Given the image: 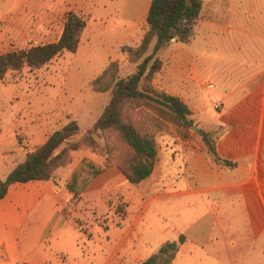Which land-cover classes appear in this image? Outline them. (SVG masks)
<instances>
[{"label":"crops","instance_id":"1","mask_svg":"<svg viewBox=\"0 0 264 264\" xmlns=\"http://www.w3.org/2000/svg\"><path fill=\"white\" fill-rule=\"evenodd\" d=\"M201 2L187 80L196 60L211 53L218 86L207 88L218 89L213 103L220 107L207 129L173 138L161 152L156 146L152 172L137 184L111 159L105 166V156L79 150L49 180L9 185L0 199V264H139L179 236L185 240L171 264H264V0ZM149 3L137 9L133 0H0V40L42 42L67 12L77 13L86 25L64 83L85 88L110 63L127 61L122 48L139 43ZM65 86L57 95L0 86V181L52 132L90 115L83 93L70 95ZM160 90L187 106L192 99L200 113L197 87ZM175 158L186 176L162 170ZM82 159L102 171L69 208L66 184ZM116 201L123 216L112 210Z\"/></svg>","mask_w":264,"mask_h":264},{"label":"trees","instance_id":"2","mask_svg":"<svg viewBox=\"0 0 264 264\" xmlns=\"http://www.w3.org/2000/svg\"><path fill=\"white\" fill-rule=\"evenodd\" d=\"M201 6V0H150L145 18L146 28L139 44L123 48L127 61L135 65V71L120 78L118 64L112 62L92 80V91L110 94L109 101L92 126L85 130L81 140L74 141L80 128L75 120H70L62 128L52 132L41 146L28 151L25 159L0 181V199L5 196L11 184L49 180L56 169L70 161L71 152L77 151L83 144H95V131L113 130L130 150L128 166L126 169L121 168L129 183L137 184L148 178L156 160L155 142L126 121L123 112L129 104L157 105V110L175 125L183 128L191 125L187 106L177 97L156 92L150 81L162 65L156 56L158 51L171 39L179 42L188 39L194 22L199 17ZM85 25L82 16L69 11L55 42L0 53V80L7 72H20L23 68L37 70L65 52L74 53ZM207 136L205 134L202 141L208 151L214 153V145ZM101 171V166L83 159L70 173L66 188L79 194ZM184 240V236H179L176 241L164 242L156 252L139 264H171Z\"/></svg>","mask_w":264,"mask_h":264},{"label":"rangeland","instance_id":"3","mask_svg":"<svg viewBox=\"0 0 264 264\" xmlns=\"http://www.w3.org/2000/svg\"><path fill=\"white\" fill-rule=\"evenodd\" d=\"M144 1L145 0H133L134 5L137 9ZM63 22L64 19H60L59 23L54 26V28H51V31L53 33H51L52 37L50 39L47 38V40L45 39L42 42L32 43L27 40H21L20 42H16L13 40H0V53L54 42L58 39L61 33ZM145 28L146 25L142 26L141 28V38L143 36ZM190 36L191 32L185 42H179L175 39H171L158 51L156 56L161 61L162 65L160 70L154 74L153 78L150 81V85L156 92H163L160 90V86L172 87L178 85L197 87L198 98L200 101V113H195L194 110L197 109V106L195 104V101H192V99L189 101L190 105L188 106L190 107H188L187 104L184 103L190 111V115L188 116V118L191 120V125L187 128L175 125L174 123L167 120L166 116L163 113H160L157 110V105L148 106L142 103L129 104L125 107L123 112L124 119L136 126L142 134L151 137L154 140L155 145L160 148V152L163 149V144H166L167 141L172 142L173 138L176 139L177 137H180L181 139H190L193 136L191 133H193L194 131L206 130V122H208L218 114V111L213 109V100L216 97L218 89L207 88L208 84H211L212 86H218L217 81H215L214 75L210 73L209 69L211 66H213V62L215 61L213 60L211 53H208L206 55V58L204 59L196 60V64L193 68L194 73L192 75V82L188 83L187 79L190 73ZM123 48L122 51L125 52ZM150 50L148 51V53L150 52ZM70 58L71 53L66 52L40 69L29 70L28 68H23L20 72H7L4 78L0 80V86H20L19 88H21V90L26 88H31L34 90L35 88H37V86H39L38 88L40 91L57 95L61 92V88L65 86L64 73L67 71ZM216 61L217 63H220L218 60ZM134 71L135 65L126 61L118 67V76L120 78H124L132 74ZM179 79L183 80L186 84L180 85L178 83ZM65 87L67 88L70 95L83 93L84 102L87 107H89L90 113L88 112V114L90 115L85 117L83 119L84 121L81 120L79 124L77 122L80 130L73 140L79 141L83 137L85 130L92 126L90 124L91 121L95 118L97 119V117L102 113L105 105L109 101L110 94L109 92H105L100 93L99 95L98 93L92 91L90 86H86L85 88L84 86ZM89 90L90 92L92 91L94 93H90ZM21 95H23L22 92ZM71 103L74 104L73 101ZM81 117L82 116L80 115L79 118L81 119ZM93 137L95 140V144L93 146L83 144L77 151L88 150L92 155L105 156V159L103 161V164L105 166L108 165L109 159H111V161H114V164L122 174L121 168L126 169L131 158V152L123 143V141L113 130L95 131L93 133ZM161 168L171 176L175 175V178H178L177 176L179 175L180 177L182 175L186 176L183 171V166L178 158H175L174 162L171 163H169L168 160H165V162L161 164ZM191 181L192 179L189 180V183H191ZM112 210L118 216L124 215V205L120 204L118 201L113 203Z\"/></svg>","mask_w":264,"mask_h":264},{"label":"built area","instance_id":"4","mask_svg":"<svg viewBox=\"0 0 264 264\" xmlns=\"http://www.w3.org/2000/svg\"><path fill=\"white\" fill-rule=\"evenodd\" d=\"M209 87H211V86L209 85ZM219 107H220L219 104H217V103L213 104V108L215 110L219 109ZM76 199H77V195L75 193L70 192V194H69V207L74 206Z\"/></svg>","mask_w":264,"mask_h":264}]
</instances>
